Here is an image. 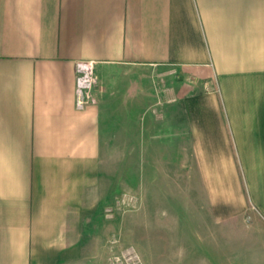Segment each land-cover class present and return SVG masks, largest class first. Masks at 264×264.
Returning a JSON list of instances; mask_svg holds the SVG:
<instances>
[{
  "label": "crops",
  "instance_id": "obj_1",
  "mask_svg": "<svg viewBox=\"0 0 264 264\" xmlns=\"http://www.w3.org/2000/svg\"><path fill=\"white\" fill-rule=\"evenodd\" d=\"M80 65L97 78L82 108ZM144 67L170 71L214 220L264 236V0H0V264L104 258L107 102L125 109ZM251 243L236 264H264ZM187 246L185 264H223Z\"/></svg>",
  "mask_w": 264,
  "mask_h": 264
},
{
  "label": "rangeland",
  "instance_id": "obj_2",
  "mask_svg": "<svg viewBox=\"0 0 264 264\" xmlns=\"http://www.w3.org/2000/svg\"><path fill=\"white\" fill-rule=\"evenodd\" d=\"M126 76V108L118 109V96L107 102L110 232L98 239L105 246L99 264H185L195 240L207 245V261L217 252L223 264H236L252 240L260 258L264 236L248 237L249 217L217 223L198 188L181 105L170 103V71L144 67Z\"/></svg>",
  "mask_w": 264,
  "mask_h": 264
},
{
  "label": "built area",
  "instance_id": "obj_3",
  "mask_svg": "<svg viewBox=\"0 0 264 264\" xmlns=\"http://www.w3.org/2000/svg\"><path fill=\"white\" fill-rule=\"evenodd\" d=\"M79 105L80 108L90 103H96L94 94L97 78L92 65H80L79 69Z\"/></svg>",
  "mask_w": 264,
  "mask_h": 264
}]
</instances>
